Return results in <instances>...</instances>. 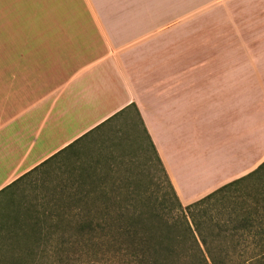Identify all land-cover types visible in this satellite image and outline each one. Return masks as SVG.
I'll return each instance as SVG.
<instances>
[{"label": "crops", "instance_id": "1", "mask_svg": "<svg viewBox=\"0 0 264 264\" xmlns=\"http://www.w3.org/2000/svg\"><path fill=\"white\" fill-rule=\"evenodd\" d=\"M83 1L82 21L49 9L32 26L46 0H0V158L39 118L79 127L31 161L33 140L0 191L133 104L183 205L264 162V0L228 1V38L190 23L187 0ZM190 34L211 52L190 53Z\"/></svg>", "mask_w": 264, "mask_h": 264}, {"label": "trees", "instance_id": "2", "mask_svg": "<svg viewBox=\"0 0 264 264\" xmlns=\"http://www.w3.org/2000/svg\"><path fill=\"white\" fill-rule=\"evenodd\" d=\"M131 109L148 141L136 139L138 152H143L141 168L126 169V175L115 179L121 183L111 186L96 166L82 160L86 146L74 150L60 161L67 170L51 184L45 171L34 199H21L17 210L2 215L0 264H264V162L183 205L135 104L0 193ZM151 171L159 174L160 183L154 186L149 184Z\"/></svg>", "mask_w": 264, "mask_h": 264}, {"label": "rangeland", "instance_id": "3", "mask_svg": "<svg viewBox=\"0 0 264 264\" xmlns=\"http://www.w3.org/2000/svg\"><path fill=\"white\" fill-rule=\"evenodd\" d=\"M176 0H174L175 2ZM228 1L229 0H187V6L189 8V22L192 23H203L206 25L205 33H210L208 29L209 23H220L223 26L217 24L215 31L221 33V37L228 38V25L230 23V15L228 13ZM30 6H40L44 7V0H29ZM49 9H54L59 12H66L70 14L72 21H82V18L86 16L85 4L83 0H46L45 10L39 13L27 14L26 21L28 25H36L41 22L49 21L52 13ZM32 10V9H31ZM81 13V15L79 14ZM59 18L62 15H57ZM54 19L53 21H56ZM71 21V22H72ZM190 29H193L190 27ZM18 33L19 31H14ZM194 32V31H190ZM26 35L30 34L35 37L39 31H25ZM46 31H43L42 37L45 36ZM53 33V32H52ZM4 36L3 30H0V37ZM26 36V37H28ZM211 38V37H210ZM201 36H189L188 48L190 53H206L211 52V46L206 42ZM67 122V121H66ZM66 122L63 125H58L55 123V119L51 118L42 122V119L36 120L30 126V132L28 139L24 138L22 149L13 150L10 156L0 158V181L3 180L9 172L15 167L16 162L19 158L21 152H24L31 142L34 140L31 147L30 160L42 152H48L56 146H58L61 141L72 136L77 126L68 125ZM142 139L147 144V139L143 135L142 126L140 125V120L136 111L131 109V111L115 119L97 131L89 134L85 137L75 148L63 153L61 156L50 161L48 164L42 168L35 171L33 174L27 176L23 181L17 183L16 185L6 189L4 192L0 193V219L2 215L10 213L11 210H17L18 202L22 200L34 199L36 189L39 190L43 186V177L45 171L49 170L50 178L46 175L48 179V184L53 182L55 176H59L57 173L64 172L67 170V164L64 166L61 159L66 157L70 158L72 152L79 147L86 146L84 152V157L82 160L86 162H91L93 166H96L98 170L101 171L102 175L108 177L105 184L115 185L121 182L115 180L116 177L126 175V169L130 168H141L143 162H139L140 156H143V152H138V141L136 139ZM15 140V138H14ZM29 141L28 144H25ZM154 156V155H152ZM96 160H100L96 163ZM134 160H136L134 162ZM60 162V163H58ZM135 163V164H134ZM153 164V163H152ZM150 166V165H149ZM61 168V169H60ZM147 168V167H146ZM149 173V172H148ZM153 177V181L149 184L160 183V180L154 176V171L149 173ZM115 177V178H111ZM154 186V185H153ZM7 215V214H6Z\"/></svg>", "mask_w": 264, "mask_h": 264}]
</instances>
